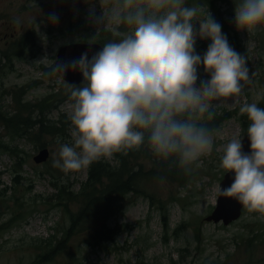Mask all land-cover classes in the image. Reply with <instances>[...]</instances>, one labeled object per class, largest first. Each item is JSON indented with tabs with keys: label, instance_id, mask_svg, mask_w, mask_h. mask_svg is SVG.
Returning a JSON list of instances; mask_svg holds the SVG:
<instances>
[{
	"label": "rangeland",
	"instance_id": "rangeland-1",
	"mask_svg": "<svg viewBox=\"0 0 264 264\" xmlns=\"http://www.w3.org/2000/svg\"><path fill=\"white\" fill-rule=\"evenodd\" d=\"M214 1L216 6L198 4L197 0H192V5L204 9L198 19H204L209 11L221 25L224 35L227 28L229 36L238 39V47L228 42L247 58L249 81L242 82L243 90L238 97L213 101L212 149L200 158L199 166H189L190 180L181 183L168 177H157L154 170L159 162L146 144L142 146L147 148L146 155L138 159L143 169L152 171L153 175L151 181H145L144 188L155 195L156 201L141 196L124 212L117 214L110 224L117 231L106 245L93 246L83 241L81 235L75 236L54 260L44 259L40 264H264V214L246 208L241 218L229 225L205 219L215 208L216 190L226 173L220 166L223 149L232 138L242 139L250 123L239 108L245 102L258 104L264 98V25L249 32L238 30L235 8L240 0ZM53 13L58 17L56 23L49 20ZM102 13L100 0H0V109L14 111L17 101L12 92L22 90L18 96L21 102L30 101L36 105L31 111L21 113L37 120L39 102L58 89L62 96L56 107L51 99L44 106L47 117L62 126L59 133L44 137L50 150L45 163L37 164L33 159L40 148L33 138L3 136L8 130L0 126L3 139L19 148L11 154H0V210L3 211L0 223L14 215L19 199L38 202L34 209L30 205L23 208L30 210L23 220L18 222L19 218H15L0 228V264H31L36 255L35 243L53 237L54 226L63 220L62 210L46 202L47 196L56 191L51 173L46 172L40 177L47 163L55 168L60 180L72 183L75 188L87 178L88 167L65 172L54 166V160L59 159L60 146L73 143L70 113L74 101L59 72L51 69L44 72L42 64L50 68L58 49L67 43L83 39L110 41L111 31L107 27L103 29V25L97 22ZM77 19L81 20L80 27L76 26ZM9 22H15L16 26H9ZM192 23L194 30L199 32V21ZM13 29L17 30L20 39L27 34L34 37L35 44L27 46L25 58L5 57V50L13 46L7 47L3 37ZM210 43L209 38L197 36L196 53L203 56ZM198 77L197 87L202 80L210 79L202 64L198 68ZM227 114L231 117H226ZM208 121L205 117L202 123ZM107 160H114V155ZM16 162L17 171L14 168ZM15 173H20L16 195L13 190ZM158 199L164 200V208L159 207ZM164 213L167 227L163 222ZM64 221L68 223L65 218ZM182 223L185 224L177 230Z\"/></svg>",
	"mask_w": 264,
	"mask_h": 264
},
{
	"label": "clouds",
	"instance_id": "clouds-1",
	"mask_svg": "<svg viewBox=\"0 0 264 264\" xmlns=\"http://www.w3.org/2000/svg\"><path fill=\"white\" fill-rule=\"evenodd\" d=\"M97 22L117 39L70 65H55L63 73L79 69L87 82L72 89L71 146L62 144L54 166L79 171L115 153L145 144L161 161L175 158L186 172L213 146V132L202 124L215 116L213 101L238 97L249 81L247 58L230 46L221 25L204 9L186 0H100ZM49 20L58 22L56 14ZM199 21L196 32L192 21ZM238 30L264 25V0H240L235 8ZM124 29L123 31L121 29ZM197 36L209 38L203 56L195 51ZM210 75L197 87L198 68ZM241 114L250 121L251 153L242 151L241 137L224 147L221 168L234 172L218 197H234L250 211L264 214V108L245 102ZM197 166H199L197 164Z\"/></svg>",
	"mask_w": 264,
	"mask_h": 264
},
{
	"label": "trees",
	"instance_id": "trees-1",
	"mask_svg": "<svg viewBox=\"0 0 264 264\" xmlns=\"http://www.w3.org/2000/svg\"><path fill=\"white\" fill-rule=\"evenodd\" d=\"M198 4H213L216 6L214 0H197ZM187 6H193L192 0H186ZM76 26H81V20L77 19ZM123 29V28H122ZM55 32V31H54ZM226 37L232 46H239L236 37H230L229 31L226 28ZM117 39L113 35L111 40ZM87 40V39H85ZM104 44L109 40H103ZM51 71L46 69V72ZM51 99L53 105L56 107L58 102L62 99L61 92L51 93L45 100L39 102V112L36 125L31 127L34 120L30 117L23 116L20 118L18 114L13 116H6L0 109V119L5 121V127L8 132L15 136H28L35 140L38 147L45 145L44 137L46 134L59 133L62 126L57 122H52L45 112L44 106L47 100ZM28 105L27 103L25 104ZM264 108V98L259 103V106ZM231 115H226L230 117ZM204 126L209 129L215 124L211 120L205 123ZM4 147L5 150L1 148ZM17 146L6 142L0 135V153L9 151L14 153ZM147 148H139L126 150L114 154V160H100L93 162L88 167L87 178L81 181L79 187L75 188L72 183H59L60 178L56 173L55 168L47 163L44 170L40 172V176L48 172L53 175L55 180L52 184H56L60 196L53 200L46 202L58 207L63 212V220L54 226L56 232L53 237L41 239L35 243L36 255L31 264H40L44 259L54 260L58 254L64 251L75 236L81 235L83 241L88 242L93 246H104L114 238L117 231L116 227H112L116 215L124 212L125 208L136 202L141 197H150L152 202L156 201L155 195L148 193L144 188L145 181H151L153 177L152 171L148 172L143 169V164L139 161V157L146 155ZM154 158H156L154 156ZM159 165L154 170L156 176L159 178L168 177L184 183L190 180V171H185L179 167L175 158L168 161H161L156 158ZM17 189L14 192L16 195ZM19 199V196H16ZM28 203V204H27ZM159 207L164 208V200H157ZM26 205L32 206L34 209L38 202L35 200L31 203L26 200L19 199L14 207L13 219H23L30 213L29 209L23 208ZM163 222L167 227V215L164 213ZM67 219L68 223L65 221ZM117 224V223H115ZM182 223L177 230L184 225ZM122 226L121 223H119ZM119 225H117L119 227ZM128 224H124L127 226ZM1 228V226H0ZM253 237H251L252 239ZM43 256V257H42Z\"/></svg>",
	"mask_w": 264,
	"mask_h": 264
},
{
	"label": "water",
	"instance_id": "water-1",
	"mask_svg": "<svg viewBox=\"0 0 264 264\" xmlns=\"http://www.w3.org/2000/svg\"><path fill=\"white\" fill-rule=\"evenodd\" d=\"M103 48L99 43H71L59 49L57 53V60L55 65H70L72 61H78L81 55L85 52L88 53V58L101 51ZM62 76L71 84L77 85L84 81L83 74L79 69L72 70L71 67L67 71L61 73ZM242 151L246 154L251 153L250 139L248 134L244 136L241 141ZM49 149L43 148L40 152L34 156L36 162H42L48 159ZM234 172H227L224 179L221 181V187L227 188L234 180ZM243 205H241L234 197H218L217 204L210 215L206 217V220L213 221L215 223L223 222L229 224L232 221L238 219L242 214Z\"/></svg>",
	"mask_w": 264,
	"mask_h": 264
},
{
	"label": "flooded vegetation",
	"instance_id": "flooded-vegetation-1",
	"mask_svg": "<svg viewBox=\"0 0 264 264\" xmlns=\"http://www.w3.org/2000/svg\"><path fill=\"white\" fill-rule=\"evenodd\" d=\"M8 25L11 27H14V26H16V23L15 22H9ZM5 36L3 37L5 45L7 47H12L13 46V43H12L13 39L17 38V36H18L17 30L13 29V31H11L9 33V35L7 33Z\"/></svg>",
	"mask_w": 264,
	"mask_h": 264
},
{
	"label": "bare ground",
	"instance_id": "bare-ground-1",
	"mask_svg": "<svg viewBox=\"0 0 264 264\" xmlns=\"http://www.w3.org/2000/svg\"><path fill=\"white\" fill-rule=\"evenodd\" d=\"M22 92H23L22 90H17V91L12 92L13 97L15 98V97L19 96L20 94H22ZM1 149H2V150H5L4 147H2ZM59 183L67 184V183H66L65 181H63V180H60ZM53 186L56 188V191L53 192V193H51L49 196H47V200H53V199H56V198H58V197L60 196V194L58 193L59 189H58V187L56 186V184H53Z\"/></svg>",
	"mask_w": 264,
	"mask_h": 264
}]
</instances>
